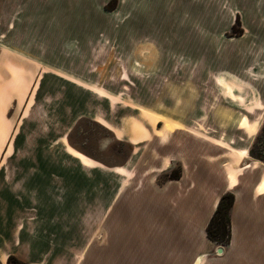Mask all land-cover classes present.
Listing matches in <instances>:
<instances>
[{"label":"rangeland","instance_id":"rangeland-1","mask_svg":"<svg viewBox=\"0 0 264 264\" xmlns=\"http://www.w3.org/2000/svg\"><path fill=\"white\" fill-rule=\"evenodd\" d=\"M26 5L24 17H0V45L14 35V51L27 60L36 59L49 73L79 81L64 83L70 87L85 83L105 95L103 102L90 98L89 105L96 111L103 104L105 117L121 129L115 135L86 117L85 97H71L68 105L73 109L61 113L65 98L45 97L46 83L39 81L26 97L0 95V152L3 137L16 143L27 123H37L43 129H26L27 136L64 134L84 163L89 158L112 169L134 153L133 168L146 175L155 170L151 165L157 160L173 162L158 177L159 184L171 180L172 172L181 175L175 163L179 156H199L212 164L246 149L244 159L264 166L248 153L251 148L264 151V16H253V0H38ZM16 21L28 37L9 29ZM29 66L27 61L21 68L30 72ZM2 72L0 68V89H12L14 83L1 81ZM229 87L241 99L229 98ZM242 116L249 126L237 129L235 122ZM58 123L66 128L58 134L49 130ZM18 148L15 144V153ZM105 208L103 220L90 222V244L73 255V263L137 264L138 257L154 264L142 253L130 259L128 248L120 257L116 249L119 233H130V222L145 221L144 205ZM144 231L139 232L143 237Z\"/></svg>","mask_w":264,"mask_h":264},{"label":"crops","instance_id":"crops-1","mask_svg":"<svg viewBox=\"0 0 264 264\" xmlns=\"http://www.w3.org/2000/svg\"><path fill=\"white\" fill-rule=\"evenodd\" d=\"M30 1L38 0H0V17H24L23 8ZM253 1L257 4L253 16H264V0ZM235 8L239 15L243 12L239 6ZM16 25L17 21L9 27L13 34L28 37V31ZM11 36L0 45V68L1 81L12 82L14 86L1 88L0 95L26 97L32 89L36 91L37 86L32 83L42 81L46 83L45 97L65 98L67 103L61 113L73 109L68 105L71 97H85L86 102L82 103L85 116L119 134L121 128L105 117L103 104L96 111L89 105L90 98L103 102L107 100L105 95L91 90L89 84L78 87L64 84L79 81L59 72L49 73L36 59L27 60L22 52L14 51ZM27 61L30 72L21 68ZM230 92L235 98L231 88ZM241 118L249 126L247 117L242 116L235 122L237 129L245 126L241 125ZM30 124H24L16 143L13 138L7 142L3 137L1 141L0 264H7L9 256L23 264H74L73 255L83 253L90 244V222L104 219L106 205H144L147 211L145 221L137 220L135 225L130 222V233L125 236L119 233L116 238L120 257L123 248H128L130 259L142 253L146 261L154 264H264V191L257 190L264 173L261 164L249 162L242 155L212 164L199 156H179L175 163L182 168L180 177L159 184L158 177L173 163L165 158L155 164L148 160L153 163L155 173L145 171L146 175L133 168L132 162L137 160L134 153L123 166L112 169L86 156L88 163H84L64 134L56 138H32L24 131L43 127ZM64 128L61 124L51 125L49 130ZM150 131L154 134L151 128ZM15 144L19 146L18 153L14 152ZM67 147L74 150L68 151ZM225 193L234 196L230 210L231 239L228 245L219 246L206 238L205 229ZM143 227L145 237L139 234ZM218 248L222 249L221 254L217 253ZM136 258L137 264H144L143 259Z\"/></svg>","mask_w":264,"mask_h":264},{"label":"trees","instance_id":"trees-1","mask_svg":"<svg viewBox=\"0 0 264 264\" xmlns=\"http://www.w3.org/2000/svg\"><path fill=\"white\" fill-rule=\"evenodd\" d=\"M261 136L264 137V123L261 127ZM248 153L252 159L264 164V151H254L252 148L248 150ZM180 177L179 172H172L170 174L171 180L178 179ZM234 203V196L232 193L222 194L218 200L216 209L211 216L206 229V238L213 244L219 246H226L231 239L230 232V210ZM7 264H23L16 258L9 256L7 258Z\"/></svg>","mask_w":264,"mask_h":264},{"label":"bare ground","instance_id":"bare-ground-1","mask_svg":"<svg viewBox=\"0 0 264 264\" xmlns=\"http://www.w3.org/2000/svg\"><path fill=\"white\" fill-rule=\"evenodd\" d=\"M225 82V81H224ZM229 92H230V87L228 88V95H229ZM238 99H241V98H238ZM163 132L161 131V132H158V134L160 135V136H162V138L163 139H166V136H165V134H162ZM143 138V137H142ZM250 166H248V165H246V168H249ZM257 190L259 191V192H263L264 191V173H263V175H262V178H261V180H260V183H259V185H258V187H257Z\"/></svg>","mask_w":264,"mask_h":264},{"label":"flooded vegetation","instance_id":"flooded-vegetation-1","mask_svg":"<svg viewBox=\"0 0 264 264\" xmlns=\"http://www.w3.org/2000/svg\"><path fill=\"white\" fill-rule=\"evenodd\" d=\"M229 98H233L232 96H231V92H229ZM238 99V98H237ZM242 119V118H241ZM245 124V122H244V119H242V122H241V125H244ZM242 156H245L246 155V149L245 150H242Z\"/></svg>","mask_w":264,"mask_h":264},{"label":"water","instance_id":"water-1","mask_svg":"<svg viewBox=\"0 0 264 264\" xmlns=\"http://www.w3.org/2000/svg\"><path fill=\"white\" fill-rule=\"evenodd\" d=\"M217 253H218V254H221V253H222V249H221V248H218V249H217Z\"/></svg>","mask_w":264,"mask_h":264}]
</instances>
